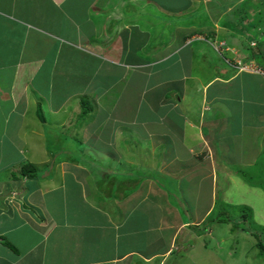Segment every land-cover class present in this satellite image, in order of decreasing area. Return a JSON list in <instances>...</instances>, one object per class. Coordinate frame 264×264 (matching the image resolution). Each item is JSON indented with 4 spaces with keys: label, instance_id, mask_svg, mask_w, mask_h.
<instances>
[{
    "label": "crops",
    "instance_id": "crops-1",
    "mask_svg": "<svg viewBox=\"0 0 264 264\" xmlns=\"http://www.w3.org/2000/svg\"><path fill=\"white\" fill-rule=\"evenodd\" d=\"M221 2L0 0V46L4 45L0 57L5 60L0 63V102H11L12 112L23 118L32 108V116L38 122L43 121L37 106L41 100L50 114L67 113V121L63 119L59 124L63 132L72 136L75 131L79 134L86 132L85 141L95 135L97 139L99 129L109 124L113 127L112 143L115 146L127 138L133 143L140 142L143 148L154 145L153 148L158 150L165 142V149L171 146L178 154L169 160H213L209 161L210 168L207 167V173L201 177V180L209 182L206 199L194 206L201 208V215L191 223L178 218L173 220V212L177 211L166 206L168 190L153 183L152 178L158 173L165 176L169 163H163L161 167H146L145 176L129 178L133 180V184L130 183L132 190H138L146 180L148 192L165 199L158 202L152 198V207L159 211L144 218L140 215L138 221H150L141 227L135 222L137 216L124 217L123 213L104 207L107 205L104 202L109 199L95 192L100 184L83 187L88 173L78 175L76 172L88 171L86 160H53L51 153L41 150L45 160L30 161L33 165H48L53 174L51 178L22 180L20 176L17 179L9 176V186L0 190V264H165L177 245L180 232L188 228L187 225L198 228L209 221L218 205L214 189L217 190L216 173L220 171L214 170V160H229L227 170L222 168V171L233 176L238 172L244 173L236 166L252 167L256 166L257 160H264V51L253 52L264 46V17H259L262 10L260 1L237 0L224 4L226 8ZM245 3L252 7L245 13H238ZM253 22L256 23L254 32L248 33L251 32L248 26ZM13 47L17 55L9 58ZM32 51L39 52L37 58L28 57ZM47 52H51V58L46 63ZM224 53L229 55V60H223L227 67L220 65L219 58ZM77 55L79 58L75 59ZM196 61L203 63L205 73L210 75L194 70ZM205 64L212 66L215 74ZM71 68L75 86L68 89L66 82ZM45 76L49 77L47 81ZM41 79L50 84L51 93L34 99L32 93L41 92L34 84ZM239 79L244 80V85H239L238 95L210 92L214 85L228 87ZM189 81L196 82L191 89H188ZM56 88L57 96L61 97L55 99L58 103L52 106ZM244 91L248 94L242 95ZM196 94L201 95L197 113L192 112ZM91 96L94 106L84 100ZM224 101L227 102L225 106ZM82 102L90 108L84 120H80ZM212 103L216 106L213 107L216 114L212 119L219 112L226 116L236 113L241 116V131L245 129V117L252 118L251 123L246 120V125L257 130L250 128L254 132L251 143L246 146L248 148H233L232 154L228 152L230 146L224 145L222 140L226 137L229 141L240 139L241 136L224 133L225 122L205 120L202 113L209 112ZM181 106L185 114L174 115V110L179 113ZM233 107L235 112L230 111ZM122 111L124 114L127 111L138 112L141 129L134 130L127 121L118 125ZM192 113L196 114L194 121ZM183 125L187 128L185 132L181 128ZM39 138L43 142L42 149H45V140ZM112 143L107 144L113 148ZM119 150L118 158L124 159L123 163L132 164L134 160L125 159L132 156L123 151L124 148ZM155 150L149 148L150 157L151 151L155 154ZM246 155L249 159L244 158ZM236 157L240 160L232 163ZM66 164L72 168H64ZM155 168L158 171L153 176L151 171ZM66 171L70 172L68 177L72 178V185L79 190L73 193L74 205L67 216L68 203L63 202V198L57 200V205L63 206L58 211L51 207L50 200L44 198L59 189L69 195L70 192H64L63 184L57 187L53 183L56 178L64 179ZM226 179L219 180L223 183L218 190L222 197L226 192ZM29 181L33 185L29 186ZM124 198L121 195L119 203L125 201ZM219 203L221 208L231 206L225 201ZM238 207L244 208L236 206L235 209ZM220 220L217 218L211 222L221 224ZM141 230L152 235L148 250L144 252L138 246ZM199 243L208 248L207 243Z\"/></svg>",
    "mask_w": 264,
    "mask_h": 264
},
{
    "label": "rangeland",
    "instance_id": "rangeland-1",
    "mask_svg": "<svg viewBox=\"0 0 264 264\" xmlns=\"http://www.w3.org/2000/svg\"><path fill=\"white\" fill-rule=\"evenodd\" d=\"M234 1L237 0H224L222 2L220 0L224 8H226L224 4L232 3ZM257 1H260L259 7H261L262 9L259 17H264V0H255L256 3H259ZM241 7V9H238V13H245L246 9L252 6L249 3H245ZM252 18H255V16H253ZM204 23L208 24V22ZM251 25L252 26H248V31H251L248 33L254 32L253 28L256 26V23L253 22ZM232 29L234 28L232 27ZM215 49H217V47H215ZM3 50L4 45L0 48V51ZM11 50L12 52L11 55L9 54V58H14V56L17 55L16 48L13 47L11 48ZM259 51H264L263 45L259 46L257 50H253V52L256 53ZM38 53L39 52L37 51H32L31 53H28V57H33L32 59H35L37 58L36 56ZM228 56L229 55L224 53L221 55V58H219L220 65H223V67H227L224 64L223 60H229ZM49 58H51V52L46 53V63ZM78 58L79 55L75 57V59ZM1 61L3 62L5 60L1 59L0 57V63ZM205 66L209 65L205 64ZM209 68H212V66H209ZM194 70L199 72V74L210 75L208 72L205 73L206 69L204 68L203 63H199L197 61L196 65L194 66ZM213 72L214 69L212 68V73ZM72 74L73 68H71L68 76L69 81L66 82V88L68 89H71L73 86H75L74 82H72V78L74 77L72 76ZM48 78V76H45L46 81L48 80ZM37 83H40L41 85ZM44 83L45 82L43 79L36 81V84L34 85H36L41 90V92H33L31 97H33L34 99H40L41 96L43 97L44 95L51 93L50 84H48V82H46L45 84ZM194 84H196V82H190V84L188 85V89H191ZM240 84L244 85L243 79L235 81L228 87L217 84L211 87L210 92L211 94L221 93V95H238L240 91ZM60 85H62V82H60ZM243 94L248 93L244 91L242 95ZM57 95L58 89L56 88L54 90V96L52 98V106H56L58 102L55 99L61 97ZM175 96L177 97L178 94H176ZM84 100L88 101L92 104V106H94L92 96L84 98ZM235 102H239V100H235ZM200 103L201 95L196 94L193 97L192 104L194 108L192 112L197 113L196 108L200 105ZM37 104V106L40 108V113L43 118V121L39 122L36 120L37 118L32 116V108H29L30 113H27L22 118L20 115L12 112L13 107L11 102H0V190L9 186V183L7 182V178L9 176L15 175L19 177L22 167L26 165L27 162L34 168V179L36 177L41 179L51 178L53 174L52 170H50L51 168L48 165H33L30 161L45 160L44 158H42L41 150H45V152L48 151V153H51L54 158L53 160L62 161L67 160L71 157L73 161L86 160V164L89 168L88 171L76 172L78 175L88 173L83 187L87 188L90 187V185L100 184L96 187L95 192L97 193V195L103 194L106 196V199H109L108 202H104V204L107 203V205H105L104 207H108L112 211L115 210V213H123L124 217H126V215H129V217L131 218L137 216L135 222L137 224H141V227H144L149 224L150 221L144 219L138 221V217L141 215V218H144L148 214H157V212L159 211V209L154 210V208L152 207V198H154L155 201L158 200V202L160 200L163 202L165 201V199L158 194H150L147 188H145L148 184L146 180L142 182L138 190H132L130 183L133 184V180H129V178L134 179L140 176H145L146 167H154V165L161 167L163 163H169L165 176L161 175L160 173L157 174L158 170L156 168L151 171V174L153 176L157 174V176L152 178L154 184H156L160 188L168 190L166 192V200L168 203L166 206L168 207V209H170V207H173L177 211L173 212V220L176 221V218H178L179 221L191 223L197 221V219L200 217L201 208H195L194 206L198 201L201 202V200L206 199V192L209 188V182L208 180H201V177H203L207 173V167L210 168L208 166L209 161L212 162L213 160H193L192 157H190L192 158L191 160L187 158H183L184 160L182 158H180V160H169V157H174V155L177 156L178 154L176 152V148L173 151L171 146L165 149V142L158 150H155L153 148L154 145L149 147L156 151L155 154H152L154 151H151V157L149 154V148H143L140 142L133 143L130 141V139L128 140L127 138L122 142L119 141L120 144L115 146V144L112 143L113 127L109 124L103 125L99 129L97 139L95 138V135L94 137H89L88 140L85 141V138L88 136L86 132L79 134L75 131L74 136H72L71 133H65L61 129L62 127H59V124L63 119H66L67 121V113L65 114L64 112L62 113V111H59L50 114L49 111L45 109L44 104L41 100H39ZM225 104H227L226 101H224L223 106H225ZM233 104L234 103L232 102L231 105ZM210 107L211 108L209 112L206 111L202 113V115H204L205 117V120H209V122H225L223 123L224 127H226L224 133L231 135L240 134L241 136L240 139L232 138L229 141L226 137L222 140V143L224 145L230 146L228 152L232 154V151H234L233 148H248L246 146L251 143L250 138L252 137V133L254 132L252 131V129L257 130V128L246 125V120H248L247 123H251L252 118L245 117V129L241 131L243 124L240 123V115L235 113L230 114V116H226L220 114L219 112V115L215 119H212L214 114H216L213 110V107L215 108L216 106L214 103H212V105L210 104ZM235 110V107L230 108L231 112H235ZM183 111V106H181L179 108V113L177 112V110H174L173 114L184 115L185 113ZM195 113H192L191 115L192 120L193 118H196L194 117L196 116ZM122 121H127L131 125V127L134 128V130H139L141 129L140 127H142V124L139 123L138 112L127 111L124 114V112L122 111L121 121H119L117 124L119 125V123ZM181 128L184 132L187 129L185 125H183ZM220 134L221 136H223V133ZM132 136L133 133H131V140H133ZM39 137L45 140V149H42L43 142ZM110 142L112 143L113 148H111L107 144ZM147 145L150 144L147 143ZM119 148H124L123 151H126L130 156H132L129 158H125L126 160H134L132 164H128L125 161L123 163L124 159L118 158V153L120 152ZM181 152L183 153V150ZM140 153L142 156L138 155ZM84 154L86 155L85 159ZM152 157L153 159H151ZM244 158L249 159L247 155L244 156ZM237 160L240 159L236 157L231 161L233 163ZM214 161H216L214 162L216 166L214 170L220 171L219 174L215 172L218 176V179L216 180L217 190L214 189V193L217 194L216 202L218 201V205H220L219 202L225 201L230 203L231 206L228 208H221L216 205V209L210 216L209 221L200 224L198 228H194L193 225H187L188 228L184 229L177 236V245L173 250L172 255L165 260V264H264V253H261L258 248H256L257 239H255V235L259 236L262 244L264 245V160H257L256 166L254 165L252 167L242 168L235 165L237 170L244 171V175L246 173L245 176L252 184L251 186L247 185L244 180H242L240 176H238V174H235V176H233L225 174L226 172L222 171V168L223 170H225L229 166V160ZM218 162L224 164L221 165ZM63 166L64 165H61V168H63ZM64 168L71 169L72 166L70 167L68 164H66ZM149 170L150 169H148V171ZM68 171H66L67 174L65 173V180L56 178L53 183L55 182V186L57 187H60L58 185L63 184L62 188H64V192H70L69 195H65L63 191L61 192V190L59 189V192L57 191L48 193L46 194V196H44V198L50 200L51 207L55 211L61 210L63 208L61 204V207L58 206L59 202L57 201L63 198V202L68 203L66 204L68 207V210H66V216L67 212L71 211L74 205V191L75 193L79 191L76 186L72 185V178L68 177V174H70V172ZM223 178H227L226 183H224L225 190L223 189L224 191H226L224 192L225 197H222L221 191H218L219 188H222L223 185V183L219 182V180ZM23 179L26 178H22V180ZM29 182V186L33 185V182ZM65 184L67 187H65ZM252 186L257 188L259 187V189H252ZM121 195L125 196V201L121 200L123 202L119 203ZM155 195L157 196L155 197ZM115 197L117 199L114 201L113 199H115ZM236 206H242L246 208L247 212L250 215L246 221H243L240 218V216L242 215L240 210L241 208L238 207L240 209H235ZM217 218L225 222L221 224H212L211 220H215ZM228 220L229 223H226L228 222ZM209 230H211L210 236L208 235ZM144 234L145 232L143 230L139 232L140 244H138L139 248L143 252L148 250V242L152 240L151 234ZM199 241L207 243L208 248H204L203 246H201V243H199ZM151 248L153 249V247Z\"/></svg>",
    "mask_w": 264,
    "mask_h": 264
},
{
    "label": "trees",
    "instance_id": "trees-1",
    "mask_svg": "<svg viewBox=\"0 0 264 264\" xmlns=\"http://www.w3.org/2000/svg\"><path fill=\"white\" fill-rule=\"evenodd\" d=\"M82 105H83V107H82V110H81V114H80V120H84L88 115H89V113H90V108L86 105V103L85 102H82ZM87 154V153H86ZM86 158V155L84 154V159ZM67 160H73L72 159V157L71 158H69V159H67ZM74 160H80V159H74ZM34 168H33V166L32 165H30V164H26V165H24L23 167H22V169H21V171H20V177H22V178H34L35 177V174H34ZM238 175L241 177V176H243L244 174L242 173V172H238ZM246 175V174H245ZM244 175V176H245ZM243 176V180L248 184V185H252L251 183H250V181L246 178V176L244 177ZM14 178H18V176H15L14 175ZM259 188V187H258ZM240 209V208H239ZM241 210V216H240V218L243 220V221H246L248 218H249V213L247 212V210L245 209V208H241L240 209ZM225 221H223V220H220V223H224ZM226 223H229V220H228V222H226ZM255 239H257V243H256V248H258V250L262 253H264V245L262 244V242H261V240H260V238H259V236H256L255 235ZM262 255V254H261Z\"/></svg>",
    "mask_w": 264,
    "mask_h": 264
}]
</instances>
